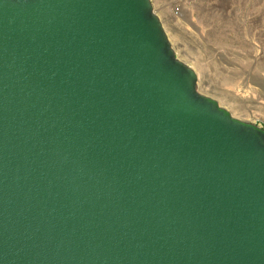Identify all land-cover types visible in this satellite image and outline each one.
<instances>
[{
  "label": "water",
  "instance_id": "water-1",
  "mask_svg": "<svg viewBox=\"0 0 264 264\" xmlns=\"http://www.w3.org/2000/svg\"><path fill=\"white\" fill-rule=\"evenodd\" d=\"M196 82L150 0H0V264H264V128Z\"/></svg>",
  "mask_w": 264,
  "mask_h": 264
},
{
  "label": "rangeland",
  "instance_id": "rangeland-1",
  "mask_svg": "<svg viewBox=\"0 0 264 264\" xmlns=\"http://www.w3.org/2000/svg\"><path fill=\"white\" fill-rule=\"evenodd\" d=\"M150 1L174 55L196 72V91L214 98L232 116L264 128V100L247 81L256 76L264 82L259 70L264 68V0ZM173 34L185 41L173 39ZM225 77L237 85L227 88ZM236 103L241 110L234 108Z\"/></svg>",
  "mask_w": 264,
  "mask_h": 264
},
{
  "label": "bare ground",
  "instance_id": "bare-ground-1",
  "mask_svg": "<svg viewBox=\"0 0 264 264\" xmlns=\"http://www.w3.org/2000/svg\"><path fill=\"white\" fill-rule=\"evenodd\" d=\"M173 39H176V40H181V42L184 40V37L181 35V34H173ZM171 41V40H170ZM185 41V40H184ZM195 66H197V70L198 71H200V65H195ZM259 70L261 71H264V68L263 67H259ZM258 70V71H259ZM247 81H248V83H252V84H255V86H257L258 87V89H259V96H260V98L261 99H263L264 100V82H260L259 80H258V78H256V76H250V77H248V79H247ZM246 81V82H247ZM224 86H226L227 88H233V87H235L237 84H236V81H235V79L234 78H232V77H225V78H223V83H222ZM246 85V84H245ZM258 96V95H257ZM256 96V97H257ZM225 95H220L219 96V98H220V100H224L225 99ZM234 108L235 109H238V110H241L242 108H241V104L240 103H236L235 105H234Z\"/></svg>",
  "mask_w": 264,
  "mask_h": 264
}]
</instances>
